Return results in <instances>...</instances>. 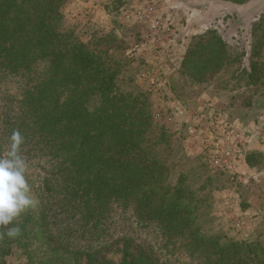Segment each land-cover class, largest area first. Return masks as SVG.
<instances>
[{
    "label": "trees",
    "instance_id": "obj_1",
    "mask_svg": "<svg viewBox=\"0 0 264 264\" xmlns=\"http://www.w3.org/2000/svg\"><path fill=\"white\" fill-rule=\"evenodd\" d=\"M59 2L0 0V84L16 85L12 94L5 90L0 106V156L19 130L27 179L40 200L38 211L21 217V236L0 240V264L13 248L31 263L79 264L81 250L70 239L104 236L117 210L157 226L165 248L184 249L199 264H264L260 244L202 231L186 178L180 175L173 184L161 159L168 136L153 127L148 94L121 89L119 68L110 59L60 29ZM112 4L119 8L123 0ZM250 36L253 58L264 44V12ZM228 60L227 44L211 30L194 39L180 65L203 83ZM245 75L258 84L264 65L252 61ZM119 264L170 263L145 248L137 256L125 253Z\"/></svg>",
    "mask_w": 264,
    "mask_h": 264
},
{
    "label": "rangeland",
    "instance_id": "obj_2",
    "mask_svg": "<svg viewBox=\"0 0 264 264\" xmlns=\"http://www.w3.org/2000/svg\"><path fill=\"white\" fill-rule=\"evenodd\" d=\"M59 1L60 29L71 31L90 51L110 59L119 68L121 89L148 94L153 127L156 131L163 127L168 136L161 159L173 184L180 175L186 178L202 231L264 247V80L252 84L245 75L252 61L264 65V44L252 58L250 36L251 25L264 12V0H250L260 8L259 14L250 8L231 11L224 6L230 3L212 0H123L119 8L113 0ZM211 30L227 44L229 60L207 82L195 83L180 63L194 39ZM142 72L157 75L160 89L149 91L140 82ZM15 88L7 80L0 84V106L6 100L5 90L12 94ZM177 102L185 109L184 116L175 113ZM224 125L241 133L245 141L237 167L229 172L211 166V144L227 146ZM189 127L195 129L194 135L188 133ZM37 173L40 170L33 180ZM105 235L70 239L81 250L79 264H119L125 253L137 256L145 248L170 264H199L184 249L165 248L158 227L140 224L130 211L117 210ZM1 264H39V259L31 263L13 248Z\"/></svg>",
    "mask_w": 264,
    "mask_h": 264
},
{
    "label": "clouds",
    "instance_id": "obj_3",
    "mask_svg": "<svg viewBox=\"0 0 264 264\" xmlns=\"http://www.w3.org/2000/svg\"><path fill=\"white\" fill-rule=\"evenodd\" d=\"M24 143L21 132L13 130L7 152L0 156V240L20 237L21 217L40 205L27 179L29 164L22 153Z\"/></svg>",
    "mask_w": 264,
    "mask_h": 264
},
{
    "label": "built area",
    "instance_id": "obj_4",
    "mask_svg": "<svg viewBox=\"0 0 264 264\" xmlns=\"http://www.w3.org/2000/svg\"><path fill=\"white\" fill-rule=\"evenodd\" d=\"M152 29L154 30V32H156L158 27L154 26L152 27ZM166 32H169V29H167ZM139 79L140 82L145 85L149 91L159 90L162 85L161 79L155 74L153 75L147 72H142L139 75ZM174 111L179 116H184L186 114L185 109L178 102L174 105ZM217 114L212 113L211 117H218L221 119V116ZM222 130L224 138L223 140L227 143V146L225 148H221L219 147L218 143L211 144L212 147H210V149L213 150L211 151L213 152V155L211 157V166L215 171L229 172L233 171L237 167L239 155L245 146V141L243 139V135L238 131H235L231 126L224 125V127H222ZM188 133L194 135L196 131L192 127H189ZM209 139H211V137H209L208 140ZM204 148H208L207 145H205Z\"/></svg>",
    "mask_w": 264,
    "mask_h": 264
},
{
    "label": "crops",
    "instance_id": "obj_5",
    "mask_svg": "<svg viewBox=\"0 0 264 264\" xmlns=\"http://www.w3.org/2000/svg\"><path fill=\"white\" fill-rule=\"evenodd\" d=\"M224 6H225L226 9H229V10L231 9V11H234V10H237V9L240 10L239 8H241V9H242V8H243V9H244V8H245V9H246V8H248V9L250 8V9H252V10L255 9L254 11H255L256 14H257V13L259 14L258 10L260 9L259 7H254V6H252L250 0H248L247 3H245V4H243V5H232V4L229 5V4H225ZM255 13H254V14H255ZM254 16H255V15H254ZM254 16H252V17L254 18ZM255 20H256V19H254L253 21H255Z\"/></svg>",
    "mask_w": 264,
    "mask_h": 264
}]
</instances>
